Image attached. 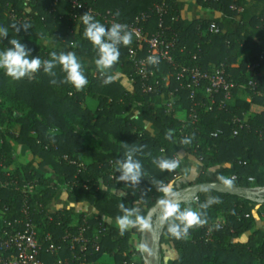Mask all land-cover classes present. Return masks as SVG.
I'll list each match as a JSON object with an SVG mask.
<instances>
[{"label":"trees","instance_id":"obj_1","mask_svg":"<svg viewBox=\"0 0 264 264\" xmlns=\"http://www.w3.org/2000/svg\"><path fill=\"white\" fill-rule=\"evenodd\" d=\"M81 1L101 13L110 10L122 24L147 12L149 19L142 24L144 31L149 35L158 32L165 40L174 41L171 50L174 65L164 61L150 64L149 68L161 82V90L150 94L142 92L134 64L127 59L129 48H136L133 36L130 46L120 48V61L111 70L118 73L124 83L113 76L112 82L105 84L98 70L87 62L94 61L95 53L83 37L80 16L85 10H72L59 1L55 12H49L52 0H32L35 15L28 16L22 12V0H0V26L9 27V39L19 38L32 49V56L39 55L41 59H48L53 50L61 51L54 46L43 47L42 39L64 44L65 51H75L89 81L82 91H76L70 84H51V78L43 72L31 81H14L0 71V182L15 178L20 185L27 180L36 183L33 192L27 195L0 184V232L5 222L18 220L15 226L22 228L23 222L31 221L43 245L38 259L43 264H54L57 257L71 258L62 237L67 232H77L85 219L90 227L84 231L86 247L77 251L80 259L71 264H95L104 256L111 257L109 264H143L140 256L131 261L132 252H139L132 240L141 237V230L132 229L120 235L117 225L103 224L99 218H88L67 209L49 212L47 205L55 186L69 188L67 185L75 181V186L66 191V199L73 203H90L101 216L115 221L121 214L118 207L121 202L131 207L136 201L146 218L148 211L166 198L157 188L160 182L171 184L179 198H184L183 189L189 186L216 182L257 189L260 195L250 198L205 190L182 201V207L196 210H201L199 205L209 197L218 198L220 202L202 210L207 223L190 229L186 239L172 237L161 220L154 223L157 227L154 235L159 236L156 252L159 264L163 261L165 244H170L177 253L171 264H264V221L262 227L256 225L258 218L264 220V201L259 200L264 198V56L259 60L260 52H264V0H194L200 7L219 12L220 16L212 20L195 19L188 24L180 15L177 0ZM156 4L168 6L161 22L157 14L150 11ZM231 5L242 10H233ZM10 9L18 15L24 14L27 19L12 21L8 16ZM95 19L110 26L102 18ZM211 22L218 28L217 32L209 30ZM25 23L32 26L28 32L12 31V25ZM73 42L78 46L68 48ZM6 46L8 39L0 42V50ZM137 54L144 57L146 46ZM238 58L239 65L232 66ZM220 64L235 84L233 98L225 107L214 105L212 111L199 107L196 120L191 122L188 115L191 101L188 90L183 89L168 112V90L178 86L175 74L181 67L197 65L202 70L213 71ZM55 71L57 79H61L63 73L59 67ZM164 77L169 80L167 86H164ZM251 83H255L259 94L253 91ZM237 84L244 85L251 95L249 101L235 96ZM201 95L200 90L198 99ZM219 97L220 94L216 95V100ZM131 111L140 115L143 128L128 116ZM235 117L240 118L242 126L232 135L231 119ZM149 127L153 128L150 134ZM169 129L174 134L171 142L164 139ZM216 131L220 133L211 137L210 133ZM184 137H191L192 142L180 143ZM124 144L129 148L143 145L137 159L143 165L145 176L138 189H129L116 180L119 173L114 169L116 160L126 151ZM13 145L26 147L32 160L15 164ZM180 153L193 156L200 164L192 181L179 182L183 175ZM63 155L84 162L85 168L78 171L74 164L62 158ZM57 156L59 160H55ZM160 158H178L181 166L172 173L161 172L153 163ZM225 163L231 166H221ZM32 165L36 168H31ZM41 168L48 173L38 170ZM118 190L129 197L122 196ZM25 206L28 207L26 213L22 211ZM219 217L221 225H214ZM245 233H249L247 239L239 240ZM47 235L51 237L50 242L61 246L60 250L54 253L45 250ZM95 245L99 246L98 251Z\"/></svg>","mask_w":264,"mask_h":264},{"label":"clouds","instance_id":"obj_2","mask_svg":"<svg viewBox=\"0 0 264 264\" xmlns=\"http://www.w3.org/2000/svg\"><path fill=\"white\" fill-rule=\"evenodd\" d=\"M76 6L80 7L82 5L79 3ZM80 19L84 25L83 37L90 42L95 53L93 61L95 67L104 78L103 83H111L113 80L111 70L120 61V48L132 44L134 33L128 29L127 25L122 23H112L110 26H106L95 19L90 10L82 14ZM11 29L16 33H19L22 29L28 32L32 29V26L25 23L12 25ZM9 32V27L0 26V42L8 39V46L0 50V71H3L12 80L27 79L31 81L37 78V74L43 72L51 78V84H70L76 91H82L89 84L84 73L83 64L75 51L53 50L49 53L48 59H41L39 55L32 56V49L22 43L19 38L13 36L9 39ZM77 46L73 42L68 48L74 49ZM147 62L151 65H157L159 58L151 55L147 57ZM57 67L63 73L61 79H57V72L55 71ZM173 136V131L169 129L164 134V139L171 142ZM191 142V137H184L180 141L185 145ZM124 147L126 151L123 157L116 160L114 171L119 173L116 180L117 183L122 182L129 189H138L145 176L143 165L137 159V153L142 151L143 145L129 148L127 144H124ZM153 163L161 172L167 171L170 173L175 172L181 166L178 158H160L153 160ZM157 188L164 193L165 197H170V199H164L162 203L161 222L166 227L167 232L177 240L186 239L190 229L206 224V213L202 210H206L213 203L220 202L218 198L209 197L205 203L199 205L201 210L182 207L171 184L160 182L157 184ZM122 193L125 194L124 191ZM118 207L121 214L115 217V221L120 235H124L132 229L142 231L150 227L148 219L141 214V210L136 206V201L131 207L126 206L123 202ZM137 247L140 251L146 250L144 244H138Z\"/></svg>","mask_w":264,"mask_h":264},{"label":"built area","instance_id":"obj_3","mask_svg":"<svg viewBox=\"0 0 264 264\" xmlns=\"http://www.w3.org/2000/svg\"><path fill=\"white\" fill-rule=\"evenodd\" d=\"M59 1H63L72 10H90L94 17L102 18L106 23L111 25L112 23L119 22L115 15L111 13L110 10L101 13L92 8L86 7L85 3L81 0H52L49 7V12H55L56 6ZM82 6L77 7V4ZM231 9L236 11H241V7L236 5H231ZM152 12L157 14L161 22L162 16L167 13L168 6L165 4H156L151 8ZM8 16L12 21L21 22L27 19V16L21 13L18 15L13 9H10ZM149 19V14L147 12H141L137 14L133 20L125 24L128 29L134 33V38L136 39V48H129L127 59L134 64L135 75L138 77L140 82V87L144 93H154L161 90V82L155 72L149 68V63L147 62V57L155 55L159 58V63L164 61L167 64L173 63V57L171 50L174 47V41H167L163 36L158 33L147 34L144 31L143 23ZM160 26V24H159ZM209 30L211 32H217L218 28L211 22L209 24ZM146 46V55L140 57L137 52L142 50L143 46ZM264 52H260L259 60H263ZM196 56L193 55V59ZM158 63V64H159ZM175 80L178 84L174 89L168 90L169 100L167 103L168 112L172 110L174 103L179 99L178 94L180 90H188V98L191 101L189 109V119L194 122L197 118V108L204 107L207 111H212L214 105H218L219 108L225 107L227 102L231 101L233 98V90L235 84L228 78L224 70V65L220 64L213 71L202 70L197 65L181 67L175 74ZM169 84L167 77H164V86ZM252 89L256 92L255 83H251ZM202 92L200 99L197 97L198 91ZM257 93V92H256ZM220 94L218 100L215 96ZM259 94V93H257ZM264 98V94H262ZM205 99V102L203 100ZM232 135H236L238 127L242 126L241 120L238 117L231 119ZM220 132H211V137H216ZM62 158L70 164H74L78 171L85 168V164L82 161H77L63 155ZM253 181L252 178H249ZM3 187H12L14 190H20L24 195L31 194L35 189L36 183L34 181H23L20 185L15 178H9L0 182ZM76 182L72 181L67 186L75 185ZM27 206L23 208V212L26 213ZM19 221L15 220L11 222H5L4 227L0 232V263L1 264H43L38 255L43 249V245L40 244L37 238V227L31 221H25L22 224V228H17L15 225ZM85 219H83V224L78 227L77 232H67L63 237V241L67 242V248L71 254V258L63 259L57 257L54 264H71L74 260L80 259V255L77 251H83L86 247L87 239L84 236V231L89 229L88 225H84ZM214 225L220 226L221 222H214ZM210 230H208L209 232ZM210 235V233H208ZM50 235H47L45 241L48 242L45 250L50 253L57 252L60 250V245H56L50 242ZM95 251L99 250V246H94Z\"/></svg>","mask_w":264,"mask_h":264},{"label":"crops","instance_id":"obj_4","mask_svg":"<svg viewBox=\"0 0 264 264\" xmlns=\"http://www.w3.org/2000/svg\"><path fill=\"white\" fill-rule=\"evenodd\" d=\"M31 2L32 0H22L23 6H22V12L25 15L28 16H32L35 15V12L31 9ZM177 3L179 5V11H180V15L182 16L183 20L188 24L190 23L192 20L198 19V20H212L214 18H217L220 16L219 12L213 11L209 8H203L200 7L199 5H197L195 3L194 0H177ZM236 20L239 19V16L235 17ZM40 44L43 47H50V46H54L59 50H64L66 48V46L64 44L58 43V42H54L51 39L45 38L42 39L40 41ZM87 62L89 63V65L95 67V64L93 61L87 60ZM240 62V58L237 59V61L235 63H233L232 66L237 67L239 65ZM96 68V67H95ZM250 70V69H249ZM264 71V70H262ZM111 74L115 77H117L118 80H121L124 83L123 78L116 72H111ZM131 83H128V87H130ZM235 96L238 98H242L245 99L247 101L250 100L251 95L244 89V85L243 84H237L236 85V93ZM91 107H94L93 105ZM128 116L133 119L140 127L143 128V121L140 118V115L135 112V111H131L128 113ZM147 132L150 134L151 132H153V128H150L147 130ZM13 149H14V159H15V164L19 165L22 162H29L32 160V156L28 153V150L26 147L22 146V145H13ZM180 158L183 160V169H182V178H180L179 182H188V181H192L198 174L199 168H200V164L194 159L193 156L188 155V154H184V153H180ZM87 159V157H86ZM55 160H59V157H55ZM221 166H227L230 167V164H223ZM31 168H36L35 165H32ZM43 173H48L46 172V169H38ZM53 176V175H51ZM65 187H58L55 188V190L53 191L52 195H51V200L49 202V204L47 205V209L49 212H56L58 210H63V209H67V210H71L73 213H77V214H83L85 216H87L88 218L93 217V218H99L101 219V222L103 224L112 226V225H116L115 221H112L106 217L101 216L95 209L94 206L90 203L87 202H79V203H73V202H69L66 199V191H64ZM64 191V192H63ZM123 190H118L117 192L121 195H123L122 193ZM124 197H129V195L127 193H125L123 195ZM149 223H151L154 227V223L155 221V217H152L150 220H148ZM263 219L258 218L256 225L257 227H262L263 224ZM215 222H222V219L219 217L216 219ZM214 223V222H213ZM152 228H147L145 230H143V234H142V242L139 244H144V241L148 235V232L150 230V233L153 235L154 234V229ZM152 230V232H151ZM147 233V234H146ZM249 233H245L242 236L239 237V240L241 241H245L248 237ZM136 237L133 238L132 243L134 244L135 248L140 251L138 249V244H135L136 241ZM162 252H163V261L162 264H171V262L177 258V253L175 250H173L170 246V244H165L162 246ZM134 254V253H133ZM139 254V253H138ZM140 257H142V263L146 264V257L143 255L142 251L141 254L139 255ZM133 260H135V257L131 256V261L133 262ZM95 264H109V262L106 261H100V262H96Z\"/></svg>","mask_w":264,"mask_h":264},{"label":"water","instance_id":"obj_5","mask_svg":"<svg viewBox=\"0 0 264 264\" xmlns=\"http://www.w3.org/2000/svg\"><path fill=\"white\" fill-rule=\"evenodd\" d=\"M205 190H213L216 192L228 193L231 195H244V196H249L250 198H252V196L260 195V191H255V190L245 189V188H236L229 184H218L216 182H205V183L195 184V185H192V186H189L183 189L184 198L178 197V199L180 202H182V201H185L187 198L193 197L197 195L199 192L205 191ZM165 199H170V197H166ZM259 200L264 201V198H260ZM163 201L157 203L155 206H153L148 211V214L146 216L148 220H150L152 217H156V221L161 220ZM152 227L153 225L150 223L149 228H152ZM153 229L156 230L157 227H154ZM158 248H159V236L156 235L153 237V251H154L153 264H159L158 256L156 254Z\"/></svg>","mask_w":264,"mask_h":264},{"label":"rangeland","instance_id":"obj_6","mask_svg":"<svg viewBox=\"0 0 264 264\" xmlns=\"http://www.w3.org/2000/svg\"><path fill=\"white\" fill-rule=\"evenodd\" d=\"M90 106H92V104H90ZM75 185H71V187L69 186V188H65L64 191H69L71 190ZM55 188H58V186H55ZM255 191L257 189H254ZM63 191V192H64ZM261 194L263 195V192H261ZM147 219V218H146ZM155 227V226H154ZM152 232V230H151ZM142 234H143V230L141 231V237L138 238L136 241H135V244H139L142 242ZM147 234V233H146ZM155 235L151 234L150 233V230L148 232V235L144 241V245H146V250L145 251H142L143 255L146 257V264H153V256H154V251H153V237ZM140 252V253H139ZM138 253L137 252H132V257H135V260L137 259V257L141 254V251H139ZM134 253V254H133ZM102 261H106V262H111V257L110 256H104L103 257V260ZM134 262V260H133Z\"/></svg>","mask_w":264,"mask_h":264},{"label":"flooded vegetation","instance_id":"obj_7","mask_svg":"<svg viewBox=\"0 0 264 264\" xmlns=\"http://www.w3.org/2000/svg\"><path fill=\"white\" fill-rule=\"evenodd\" d=\"M155 221H156V217H155ZM154 228V227H153Z\"/></svg>","mask_w":264,"mask_h":264}]
</instances>
